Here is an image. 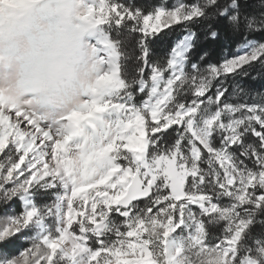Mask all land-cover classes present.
Masks as SVG:
<instances>
[{"label": "snow or ice", "instance_id": "1", "mask_svg": "<svg viewBox=\"0 0 264 264\" xmlns=\"http://www.w3.org/2000/svg\"><path fill=\"white\" fill-rule=\"evenodd\" d=\"M82 3L99 91L0 96V264H264V0Z\"/></svg>", "mask_w": 264, "mask_h": 264}, {"label": "clouds", "instance_id": "2", "mask_svg": "<svg viewBox=\"0 0 264 264\" xmlns=\"http://www.w3.org/2000/svg\"><path fill=\"white\" fill-rule=\"evenodd\" d=\"M82 0H0V96L44 115L99 91Z\"/></svg>", "mask_w": 264, "mask_h": 264}, {"label": "trees", "instance_id": "3", "mask_svg": "<svg viewBox=\"0 0 264 264\" xmlns=\"http://www.w3.org/2000/svg\"><path fill=\"white\" fill-rule=\"evenodd\" d=\"M140 2L143 3H155L157 0H140ZM172 2V0H169V4ZM187 2H191V0H187ZM168 30H165L167 32ZM179 32V29L176 30V32L169 33L168 35L161 34L162 38L158 39L155 44L153 45L155 51L158 54H165L167 50L171 47L173 40L176 38L177 33ZM258 38V37H257ZM255 75V73H253ZM245 83L250 85L253 89H256L257 91H264V78H258L255 81H252L250 79L245 80Z\"/></svg>", "mask_w": 264, "mask_h": 264}, {"label": "rangeland", "instance_id": "4", "mask_svg": "<svg viewBox=\"0 0 264 264\" xmlns=\"http://www.w3.org/2000/svg\"><path fill=\"white\" fill-rule=\"evenodd\" d=\"M172 2H173V0H172ZM172 2H171V3H172ZM171 3H170V4H171ZM87 40H88V41L90 42V44H91V43L93 42V37L88 36V37H87Z\"/></svg>", "mask_w": 264, "mask_h": 264}]
</instances>
